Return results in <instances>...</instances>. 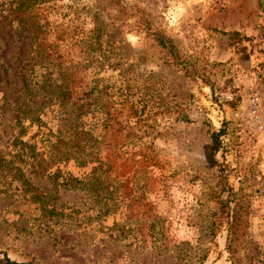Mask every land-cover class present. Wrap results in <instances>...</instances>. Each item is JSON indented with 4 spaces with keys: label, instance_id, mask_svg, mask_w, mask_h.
I'll return each mask as SVG.
<instances>
[{
    "label": "rangeland",
    "instance_id": "rangeland-1",
    "mask_svg": "<svg viewBox=\"0 0 264 264\" xmlns=\"http://www.w3.org/2000/svg\"><path fill=\"white\" fill-rule=\"evenodd\" d=\"M9 1L0 0V259L264 264V0H50L30 9L50 45L37 71L53 73L37 83L59 69L79 102L103 90L92 91L75 132L95 140L110 180L89 172L97 162L49 160L51 148L77 144L56 102L41 106L39 120L13 119V81L29 57L7 22ZM94 34L99 48L81 40ZM18 130L22 144L12 142ZM29 147L41 155L40 176ZM225 189L245 201L230 252L225 223L212 222Z\"/></svg>",
    "mask_w": 264,
    "mask_h": 264
},
{
    "label": "trees",
    "instance_id": "trees-1",
    "mask_svg": "<svg viewBox=\"0 0 264 264\" xmlns=\"http://www.w3.org/2000/svg\"><path fill=\"white\" fill-rule=\"evenodd\" d=\"M47 1L50 0L9 1V14L8 17H6L7 22L8 24H11L13 28L15 40L20 41L27 48V51H25V53L29 57L28 63L27 61H25V63H21L19 65L15 79L13 81L14 86H16V90L20 94L19 101L14 104L15 113L13 119L17 121L18 124H20V121H22L25 117H28L31 121L39 120V111L41 110V106L47 105L49 101H53L56 102L58 104V107L60 108L59 113L62 114V116L59 121H62V125L65 124L63 126L65 128V131L66 129H70L72 127L73 132H75V130L78 128L77 123H80V119H82V117L89 111V107L86 106V104L89 105L90 103H94L95 101L94 98L96 96L92 97V91H95L96 93L101 92L103 94V90L96 88L95 90H92L91 87V89H89L88 96H86L84 99H80L81 102H79L78 97L72 93L71 89L68 86L70 78L69 73H66L67 71H62L59 69L55 70L54 78L52 80H42L40 84L37 83V75L43 77L45 76L43 74H46L47 77H50L53 73L51 72V70H47L45 73L37 71L39 70V68L43 67L42 61L50 52H45L44 50L49 48L50 45L48 44L49 42H46L45 37H43L42 30L37 24L38 21L35 19V16L30 13V9L33 6L40 5ZM147 28V32L151 36L152 40L156 45H158L167 53L169 58L172 59V62L183 66L181 60L178 58L174 50L173 44L171 43L170 39L164 36L156 28H150L149 26ZM93 29L96 30V26ZM81 40L86 41L85 45L87 47L95 45L99 48L100 46V41L97 34L90 36L87 40L86 38ZM102 42L109 46L111 44L109 38L104 39ZM3 72L6 73L5 68L3 69ZM57 77H61V81L59 83L54 82ZM67 80L68 82H66ZM38 99L42 101L38 102ZM102 106L106 107L104 106V104H102ZM103 112L107 114V111L105 109ZM108 121V115L103 116V148L107 147L109 144L108 139L105 138V133H107L108 131ZM72 123L73 125L71 126ZM20 132L21 131L18 130L17 135L13 137V143L17 142L19 144H22V141L19 139ZM88 134L89 133L87 131H81L80 129H78V131L74 133L75 137H72L75 138V142H77L76 146H74V149L61 150L58 148H51V151L53 153L49 155V160H59L62 158L64 161H66L72 159L78 166H85L89 162H97L91 167V170L89 172L93 174L96 170H100L99 172L103 173V177H105L106 179L108 178L109 180L112 179L109 176V165L104 162L102 163L95 156V140L91 136H88ZM82 135H85L86 140L88 139L89 144L87 145V147L79 144L80 142L82 144L84 143L83 140L79 139ZM28 150H31L29 157H31V161H33L30 165L37 167L39 163L35 160L41 159V155H38V157H36L37 155L32 151L33 149H30L29 147ZM14 169L15 174V172H18V168L15 167ZM221 170H223L222 167ZM33 172L38 176L43 174L38 167L35 168ZM47 174L50 175V173ZM27 181V179H24V182L27 185L26 191L30 193V201L33 202L39 200V195L38 193H36L37 188L33 186L34 184ZM225 190L227 191L226 195L224 197L218 198L217 200L219 205V213L217 215H214L212 222L213 224L214 222L215 224H217V221H223L225 223L226 248L229 251L234 237L236 236L237 226L242 216V210L244 208L243 203L245 201L243 194H241L239 190ZM213 232L214 230L212 229V234ZM0 264L37 263L31 261H16L3 256L0 259Z\"/></svg>",
    "mask_w": 264,
    "mask_h": 264
}]
</instances>
